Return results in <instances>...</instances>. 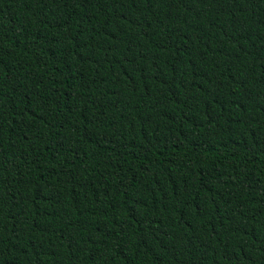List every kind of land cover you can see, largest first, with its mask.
<instances>
[{"label": "trees", "instance_id": "1", "mask_svg": "<svg viewBox=\"0 0 264 264\" xmlns=\"http://www.w3.org/2000/svg\"><path fill=\"white\" fill-rule=\"evenodd\" d=\"M0 264H264V0H0Z\"/></svg>", "mask_w": 264, "mask_h": 264}]
</instances>
